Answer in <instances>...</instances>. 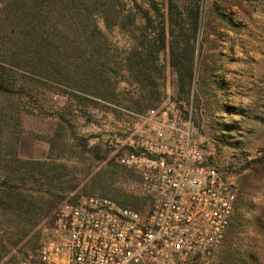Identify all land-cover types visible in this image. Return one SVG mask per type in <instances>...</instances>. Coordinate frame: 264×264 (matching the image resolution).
Listing matches in <instances>:
<instances>
[{"label": "rangeland", "instance_id": "1", "mask_svg": "<svg viewBox=\"0 0 264 264\" xmlns=\"http://www.w3.org/2000/svg\"><path fill=\"white\" fill-rule=\"evenodd\" d=\"M122 1L126 5L119 15L132 12L134 25L106 27L94 16L106 37L112 66L138 43L132 32L150 37L163 19L168 32L171 15L187 29V11L196 0H175L178 10L171 13L167 0H153L157 11L149 0H135L138 8L131 0ZM40 4L48 24L62 21L55 2ZM63 4L76 6L70 0ZM8 7V0H0V74L10 89L0 91V184L15 186L21 203L20 210L0 207V264H20L35 254L43 229L61 203L107 196L143 211L149 199L138 190L136 173L117 165L106 141L116 134L126 111L136 113L131 102L138 100L140 90L130 74L121 71L114 77L119 79L114 104L51 83L28 66L17 67L11 58ZM144 11L154 28H147ZM67 13L71 16L70 10ZM194 45L198 70L188 100L178 94L167 43L159 55L160 102L136 114L192 115L194 138L223 178L236 186L231 225L202 264H264V0H200ZM72 60L61 63L70 69ZM9 150L27 164H10L5 158ZM35 163L42 175L30 171Z\"/></svg>", "mask_w": 264, "mask_h": 264}, {"label": "built area", "instance_id": "2", "mask_svg": "<svg viewBox=\"0 0 264 264\" xmlns=\"http://www.w3.org/2000/svg\"><path fill=\"white\" fill-rule=\"evenodd\" d=\"M193 128L191 115L126 111L106 141L117 165L136 173L147 208L95 195L63 202L35 254L20 264H202L230 226L236 186Z\"/></svg>", "mask_w": 264, "mask_h": 264}, {"label": "trees", "instance_id": "3", "mask_svg": "<svg viewBox=\"0 0 264 264\" xmlns=\"http://www.w3.org/2000/svg\"><path fill=\"white\" fill-rule=\"evenodd\" d=\"M51 1L56 3L57 17L62 19L53 24H48L47 19L43 17L44 10L40 4L43 0H8V11L10 12L8 20L14 46L11 58L14 65L22 69H27L28 66L32 72L45 77L51 83L63 84L86 95L114 104H117L115 84L119 80H115L114 77L118 76L121 71H126L132 77L131 82L135 83L140 90L138 100L131 102L130 108L139 113L152 110L160 102L159 55L168 43L169 63L176 74L178 94L181 99L188 100L198 70L197 63L194 61V42L200 25V0L191 2L188 8L187 29L184 24L180 25L174 15H171L168 32L164 19L150 37V34H143L139 37L129 32L132 39L138 43L130 48L126 57L113 60V66L108 57L106 37L97 25L94 16L99 15L106 27L115 25L125 27L126 24L132 26L136 20L132 12L122 17L119 15L124 11L126 4L122 0H70L76 3V6L72 7L63 4L66 0ZM131 1L138 8L135 0ZM149 1L152 9L157 11L155 2ZM167 4L170 13L173 9L178 10L175 0H167ZM69 10L71 16L67 17ZM177 13L180 14V12ZM142 17L147 21V28H151L152 21L148 11H144ZM64 18L68 20L63 21ZM63 23L67 24L63 25ZM68 58H73L69 64L70 69L66 68V63H61L63 59ZM0 69H3V66L0 65ZM213 70L214 68L209 69V71ZM219 85L221 87L223 83ZM0 91L10 92L2 74H0ZM191 119L193 123L192 115ZM9 151L5 153V158L8 157L10 164H27L14 157V152ZM31 165L32 173L39 171L41 174L37 167L38 163ZM19 196L15 186L6 181L1 182L0 207L2 209L20 210L18 208L21 203L18 201ZM115 201L120 205L128 206Z\"/></svg>", "mask_w": 264, "mask_h": 264}]
</instances>
